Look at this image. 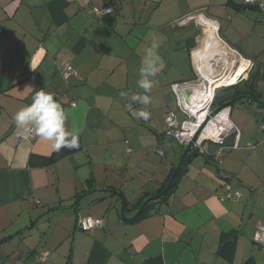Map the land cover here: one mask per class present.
<instances>
[{"label": "crops", "instance_id": "obj_1", "mask_svg": "<svg viewBox=\"0 0 264 264\" xmlns=\"http://www.w3.org/2000/svg\"><path fill=\"white\" fill-rule=\"evenodd\" d=\"M107 6L111 13L93 14ZM242 8L240 0H0V264H264V246L252 242L264 225V100L230 105L238 148L228 139L221 163L189 156L162 194L177 147L185 151L165 136L164 116L180 117L170 86L195 79L201 28L178 20L206 14L252 63L264 50V14ZM153 39L163 67L144 106L120 93H143L138 69ZM67 64L74 74L64 79ZM40 89L66 99L79 148L20 139L13 116ZM138 110L149 119L134 117ZM226 185L242 198L221 200ZM86 216L103 228L78 230Z\"/></svg>", "mask_w": 264, "mask_h": 264}, {"label": "built area", "instance_id": "obj_2", "mask_svg": "<svg viewBox=\"0 0 264 264\" xmlns=\"http://www.w3.org/2000/svg\"><path fill=\"white\" fill-rule=\"evenodd\" d=\"M240 3L242 6H252L260 13L264 14V0H240ZM111 12L112 8L110 6L103 9H93V14L96 17L107 15ZM200 15L205 16L203 13L189 14L178 20V26H184L190 22H196L202 27L196 20ZM212 21L215 22L214 20ZM216 32L218 35V28ZM70 74H74V71L72 70V67L67 64L62 68L61 75L66 79ZM199 84L198 81L193 80L191 82L175 83L170 86L172 92L177 98V111L180 114V117L173 112H169L164 116L163 122L166 126L165 136L171 138L174 142L184 148L189 147V153L209 158L211 157L217 159V163H221L227 140L231 139V148H238L240 132L230 120V106L218 107L216 110H213L212 105L217 89H214L212 94L208 91L206 98L198 104L196 112H193V109L188 106L187 100L192 97L194 89ZM183 92H185L187 98H184L182 94ZM57 100L59 102H67L65 98H57ZM69 104L73 105L71 102H69ZM200 110L201 112L196 115ZM215 119L217 124L214 125L212 127L213 130L210 131L211 128L208 125L212 124V121ZM35 137L36 135L32 134L28 137L20 136V139L26 141L32 140ZM125 144L126 148L124 153L126 155L131 154L132 150L127 146L128 142L125 141ZM212 147H215L213 151L211 149ZM154 152L160 156L163 154L161 150H154ZM241 198L242 194L238 191H232L228 185H226L225 194L220 197L221 200L231 201H238ZM103 226V219L92 218L89 216L78 217L76 221V228L83 232H91L94 229L103 228ZM252 242L255 246H264L263 224L256 227ZM46 255V253L41 254V259H45Z\"/></svg>", "mask_w": 264, "mask_h": 264}, {"label": "clouds", "instance_id": "obj_3", "mask_svg": "<svg viewBox=\"0 0 264 264\" xmlns=\"http://www.w3.org/2000/svg\"><path fill=\"white\" fill-rule=\"evenodd\" d=\"M159 46L160 42L153 39L150 46L145 48L140 61L137 87L142 89L143 93L122 91L120 93L122 98L130 97L132 102L144 106L152 102L151 97L146 93L150 92L156 83L163 67V59L158 52ZM129 108L131 109V104ZM132 114L144 120L150 117V112L146 110L133 111ZM67 120L68 115L55 98V94L43 89L36 91L31 103L20 108L13 116V122L20 130L18 133L20 136L28 137L35 134L49 141L54 152H59L63 148L75 149L80 146L79 133L66 127Z\"/></svg>", "mask_w": 264, "mask_h": 264}, {"label": "bare ground", "instance_id": "obj_4", "mask_svg": "<svg viewBox=\"0 0 264 264\" xmlns=\"http://www.w3.org/2000/svg\"><path fill=\"white\" fill-rule=\"evenodd\" d=\"M196 20L205 32L200 45L192 52L195 70L202 79V82L194 89L192 97L187 100L193 112H196L198 104L206 98L208 91L212 94L214 89L235 84L234 79L244 74L246 68L249 67V62L239 57L221 41L216 33L217 24L215 22L203 15L197 17ZM199 112L201 110L196 115ZM216 124L215 119L212 124L208 125L211 128L210 131Z\"/></svg>", "mask_w": 264, "mask_h": 264}, {"label": "rangeland", "instance_id": "obj_5", "mask_svg": "<svg viewBox=\"0 0 264 264\" xmlns=\"http://www.w3.org/2000/svg\"><path fill=\"white\" fill-rule=\"evenodd\" d=\"M205 16L208 17L206 14ZM193 24L195 25L194 22ZM201 28L199 31L200 33L199 40H198L199 44L196 43V47L200 45V40L203 37V34L205 32L203 28L202 29ZM220 36L221 38H223L221 34ZM263 47H264V44H263ZM252 60L254 61H252V63L250 62L249 67L247 68L246 72L242 74L240 77H238L237 79H234V81L236 82L235 84L221 87L216 90V93H218V98H217L216 103L213 102V105H212L213 110H216L232 92L236 90L244 91L247 85L249 86V89H247L249 91L247 92L246 95L251 94L253 98H256L258 96L260 100H264V50L260 53L258 58H255V59L253 58ZM201 80H202L201 77L196 72L194 81H198V83H200L202 82ZM236 103L240 104V102H236ZM177 150L178 151L175 152V155L178 154L179 160L177 161L176 164L179 163L180 158L182 156L181 149L177 147Z\"/></svg>", "mask_w": 264, "mask_h": 264}, {"label": "water", "instance_id": "obj_6", "mask_svg": "<svg viewBox=\"0 0 264 264\" xmlns=\"http://www.w3.org/2000/svg\"><path fill=\"white\" fill-rule=\"evenodd\" d=\"M242 9H243V10H254L255 8L252 7V6H243ZM182 94H183L184 98H187L185 92H183ZM245 98H248V96H247V95H243V96H241V99H245ZM239 99H240V98H236V99H234V100L228 101V102H226L225 106H230V105H232L235 101H237V100H239ZM189 150H190L189 147L185 148V151L183 152V154H182V156H181V158H180V161H179V163H178V165H177V167H176V170H175V172H174V174H173V176H172V178H171L169 184L167 185V187L165 188V190L162 192V194H163L165 191H167V190L171 187V184H172V182H173V180H174V178H175L177 172L179 171V169L181 168V166H182V164H183L185 158H186L187 155L189 154ZM157 198H158V197L150 198L149 200H147V201L145 202V204H148V203H150L151 201H153V200H155V199H157Z\"/></svg>", "mask_w": 264, "mask_h": 264}, {"label": "trees", "instance_id": "obj_7", "mask_svg": "<svg viewBox=\"0 0 264 264\" xmlns=\"http://www.w3.org/2000/svg\"><path fill=\"white\" fill-rule=\"evenodd\" d=\"M242 6V5H241ZM233 88V87H232ZM246 90L243 92L244 94H247V92L249 91V90H247V89H249V86L247 85L246 86V88H245ZM251 95V94H250ZM248 95V97L249 98H251V99H253V96L251 95ZM217 98H218V93H216L215 94V97H214V103H216V101H217ZM236 98H240L241 99V95H229L223 102H222V104L219 106V107H223V106H225V104H226V102H228V101H231V100H234V99H236ZM193 155V153H189L188 155H187V157L185 158V159H187L189 156H192ZM178 176V173L176 174V176H175V178H174V180H173V182H172V185H174V183H175V179H176V177ZM171 188V187H170ZM169 188V189H170ZM168 189V190H169ZM167 190V191H168ZM167 191H165V193L167 192ZM164 195V194H163ZM163 195H160L159 196V198L160 197H162Z\"/></svg>", "mask_w": 264, "mask_h": 264}]
</instances>
